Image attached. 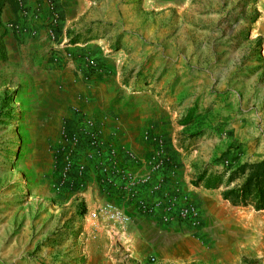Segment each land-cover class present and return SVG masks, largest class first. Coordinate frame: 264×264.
Wrapping results in <instances>:
<instances>
[{"label": "rangeland", "instance_id": "obj_1", "mask_svg": "<svg viewBox=\"0 0 264 264\" xmlns=\"http://www.w3.org/2000/svg\"><path fill=\"white\" fill-rule=\"evenodd\" d=\"M2 2L0 264H264V210L232 206L222 189L191 184L204 171L227 175L263 159L264 0H233L226 25L189 28L184 42H170L179 52L167 67L120 74V83L156 100L168 119L166 136L152 130L146 136L147 192L162 201L158 216L146 215L153 224L148 234L163 242L153 240L142 259L115 247L108 235L104 249L88 252L86 210L78 199L57 201L70 188L56 154L61 69L29 50L6 49L3 38L16 34L8 25L18 24L2 23ZM151 163L160 166L153 170ZM184 209L195 217L181 216Z\"/></svg>", "mask_w": 264, "mask_h": 264}, {"label": "crops", "instance_id": "obj_2", "mask_svg": "<svg viewBox=\"0 0 264 264\" xmlns=\"http://www.w3.org/2000/svg\"><path fill=\"white\" fill-rule=\"evenodd\" d=\"M17 5L25 10V18ZM232 6L233 0L2 2V23L16 20L19 27L27 28L24 33L21 30L16 34L7 33L3 38L6 49L9 52L18 48L29 50L37 58L44 56V62L53 68L61 69L58 73L63 91L57 101L61 107L57 126L60 127L65 119H72L78 128L82 119H92L101 132L103 144L117 153L118 169L124 178L118 176L111 182L102 183L96 168L87 164L82 177L74 179L73 186L64 190L62 196L65 197L56 199H78L86 210L88 216L84 227L88 252L104 249L110 243L107 235L115 247L125 249L136 259L146 256L152 249L153 240L163 242L162 236L152 239L148 234L152 233V220L139 212L137 202L151 199L144 183L148 170L145 159L151 151L145 136L152 131L166 136L167 113L151 97L129 91L130 85L120 83V74L136 71L138 67L146 71L156 69V65L167 67V59L176 57L179 52L169 46L170 42H184L189 28L197 30L219 22L226 25L231 18ZM50 7L59 19L57 43L76 55L92 57L101 72H90L88 79H83L61 62L53 63L49 59L53 46L47 37ZM198 36L200 40L201 35ZM225 38L226 35L222 34L220 40ZM153 42H159L160 46L153 45ZM74 109L79 110L76 116ZM79 151L81 157L85 147L81 146ZM53 196L58 198L55 194ZM105 204L113 205L129 221L110 220L103 209ZM154 214L158 216V210Z\"/></svg>", "mask_w": 264, "mask_h": 264}, {"label": "built area", "instance_id": "obj_3", "mask_svg": "<svg viewBox=\"0 0 264 264\" xmlns=\"http://www.w3.org/2000/svg\"><path fill=\"white\" fill-rule=\"evenodd\" d=\"M58 16L53 7H50V19L47 25V37L53 44L49 59L53 63L61 62L64 67L71 69L77 76L88 79L90 72H101L99 64L88 55H76L72 51L63 49L57 43L56 27ZM10 30L20 31L16 25H8ZM75 116L79 114L78 109H74ZM147 136V135H146ZM145 136V138H146ZM84 146L85 151L81 153L80 147ZM56 154L62 162V183L66 186H73L74 179L81 178L86 171L87 164L93 165L98 171L102 183L111 182L115 177L122 176L118 169L117 153L111 147H106L101 139V132L92 119H82L81 126L72 119H65L60 128V135L57 141ZM160 165L150 164V169H158ZM124 178V175L122 176ZM148 175H146L144 183ZM160 199H150L148 201H138L137 208L144 215H153L161 208ZM104 211L112 221L128 222L129 218L122 215L120 210L111 204H105ZM164 211L169 212L172 206L168 203L164 205ZM181 216L195 217L193 210L184 209L179 212Z\"/></svg>", "mask_w": 264, "mask_h": 264}, {"label": "trees", "instance_id": "obj_4", "mask_svg": "<svg viewBox=\"0 0 264 264\" xmlns=\"http://www.w3.org/2000/svg\"><path fill=\"white\" fill-rule=\"evenodd\" d=\"M224 172H202L191 182L194 187L222 189L221 198L235 207L264 210V156L259 162L243 163ZM241 180L240 183H235Z\"/></svg>", "mask_w": 264, "mask_h": 264}]
</instances>
